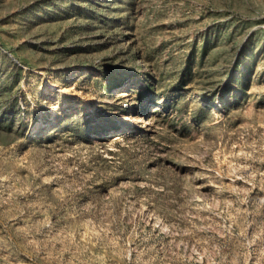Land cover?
I'll return each mask as SVG.
<instances>
[{"label": "rangeland", "instance_id": "obj_1", "mask_svg": "<svg viewBox=\"0 0 264 264\" xmlns=\"http://www.w3.org/2000/svg\"><path fill=\"white\" fill-rule=\"evenodd\" d=\"M0 264H264V0H0Z\"/></svg>", "mask_w": 264, "mask_h": 264}]
</instances>
